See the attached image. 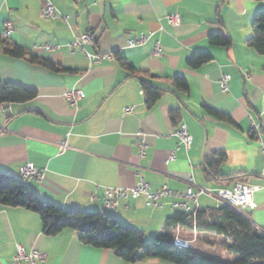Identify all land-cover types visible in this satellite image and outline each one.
<instances>
[{
	"label": "crops",
	"instance_id": "1",
	"mask_svg": "<svg viewBox=\"0 0 264 264\" xmlns=\"http://www.w3.org/2000/svg\"><path fill=\"white\" fill-rule=\"evenodd\" d=\"M44 1L0 0V34L69 69L52 71L0 49V80L37 89L30 100L0 104V172L13 174L40 198L66 209L116 216L142 229L144 237L161 230L175 210L193 214L219 208V188L237 180L255 183L261 188L249 214L264 231L258 144V138H264V54L247 41L264 0H50L57 18L43 16ZM171 14L175 18L170 19ZM6 21L11 29L4 27ZM85 32L94 35L93 43L83 45L86 51L111 52L113 57L92 63L81 47L69 46ZM220 32L230 35V45L210 42V34ZM140 34H148L146 41L128 47L127 40ZM156 41L162 46L160 55L153 53ZM48 44L56 47L46 49ZM196 52L210 58L191 66L187 59ZM120 59L136 73L131 75ZM223 74L231 76L225 91L219 83ZM173 76L187 81V91L174 87ZM141 77L163 90L151 106L141 90ZM74 87L84 96L70 105L63 92ZM205 105L229 119L210 115ZM126 107L130 111L125 112ZM252 121L259 125L258 132L252 130ZM182 124L191 135L188 145L177 133ZM218 150L226 158L219 166L221 176L213 177L205 158ZM171 154L174 159L167 161ZM27 162L42 170L41 179L20 177L19 168ZM142 183L151 190L166 185L180 196L163 197L161 206L153 207L146 204V195H129L119 198L115 207H105L115 189ZM172 201L185 203V208L173 207ZM177 236L192 247L199 243L203 253L225 250L178 225ZM214 238L211 235L212 243ZM18 243L28 251L44 252L39 264H174L159 258L126 261L113 249L83 243L73 229L44 234L35 211L0 204V264H13Z\"/></svg>",
	"mask_w": 264,
	"mask_h": 264
},
{
	"label": "trees",
	"instance_id": "2",
	"mask_svg": "<svg viewBox=\"0 0 264 264\" xmlns=\"http://www.w3.org/2000/svg\"><path fill=\"white\" fill-rule=\"evenodd\" d=\"M209 40L212 44L221 46L231 43L227 32L210 34ZM247 41L264 54V10L259 11L254 18L252 35ZM0 49L7 55L41 64L52 71L69 70L3 34H0ZM209 58L210 54L206 52H196L187 59V63L198 66ZM120 62L131 75L136 73L135 68L124 59H120ZM140 80L146 102L151 106L163 90L143 77ZM171 81L178 90L187 91V81L183 77L173 76ZM36 95L37 89L34 86L0 80V104L23 102ZM204 107L216 118L229 119L223 112L206 105ZM225 158L226 154L222 150L212 151L206 156L205 167L213 177L221 176L219 166ZM0 204L21 206L35 211L41 219L44 234L54 235L65 229H73L83 243L113 249L120 258L132 263L141 259L159 258L174 264H264V231L228 205L211 209L210 212L198 209L194 214L175 210L167 217L163 228L153 235L152 240L146 241L142 229L102 211L66 209L57 203L44 200L21 179L10 173L0 172ZM177 225L194 232L196 238L203 243L214 244L231 252L233 260L228 262L213 254L196 252L190 243L187 246L175 243ZM211 235L216 238L213 243Z\"/></svg>",
	"mask_w": 264,
	"mask_h": 264
},
{
	"label": "built area",
	"instance_id": "3",
	"mask_svg": "<svg viewBox=\"0 0 264 264\" xmlns=\"http://www.w3.org/2000/svg\"><path fill=\"white\" fill-rule=\"evenodd\" d=\"M41 12L43 16L47 18H57L58 13L54 7V4L50 0H45L41 5ZM175 14L170 15V19L175 18ZM4 27L6 29H11L12 23L6 21L4 23ZM148 34H140L138 36L129 38L127 40V46L133 47L136 45H140L146 41ZM94 35L91 32H85L79 36H75L73 40L70 42L69 46L71 48L81 47L84 50L86 57L92 63H98L104 59H111L113 57V53H90L83 48L85 43H93ZM56 46L48 44L46 45V49H53ZM153 53L156 55H160L162 53V46L158 41L155 42V47ZM229 74H223L220 77V89L222 91L227 90V84L230 79ZM84 96V92L79 88H70L66 89L63 92V97L65 101L70 105L77 104L78 100H80ZM131 107H126L124 109L125 112L130 111ZM252 130L255 132L259 131V125L252 121L251 122ZM180 138L183 140L185 144H189L191 142V135L187 130V126L182 124L177 131ZM142 131L138 130L137 139L139 141V145L141 147V154H143V141L141 140ZM258 144L260 147V151L263 158V168L261 172V177L264 179V138L260 136L258 138ZM64 144H62L63 146ZM174 155L171 154L166 159L167 161L173 160ZM19 175L23 179L32 178V179H41L43 177V172L41 169L37 168L34 164L27 162L20 166ZM259 184L255 183H247L240 180L234 181L231 187H222L216 190V196L222 205H228L229 207L236 210L238 213L246 216L251 222H253L251 215L249 214L250 210H253L256 206V203L253 199L255 192L260 189ZM138 194L146 195V204L153 207H160L161 203L159 200L163 197H173L180 196L179 192L170 189L168 186L163 185L156 190H151L147 183H142L137 186L132 187H124L115 189L114 197L111 199H107L104 201V205L106 208L115 207L119 198H126L129 195L136 196ZM171 205L175 208H185V203H181L178 201H172ZM194 214V213H193ZM254 223V222H253ZM255 224V223H254ZM175 243L183 246H187L189 242L185 239H182L178 236L175 237ZM45 258V253L36 249L26 250L24 246L20 243L16 244L15 254L13 256V264H17L19 262H27L29 264H39Z\"/></svg>",
	"mask_w": 264,
	"mask_h": 264
},
{
	"label": "rangeland",
	"instance_id": "4",
	"mask_svg": "<svg viewBox=\"0 0 264 264\" xmlns=\"http://www.w3.org/2000/svg\"><path fill=\"white\" fill-rule=\"evenodd\" d=\"M152 237L153 236H150V237H148V236H145V240L146 241H151L152 240ZM199 243H194V245H193V247H194V250L195 251H197V252H200V251H204V250H198V248L197 247H200L199 245H198ZM205 251H208V250H205ZM213 254V253H212ZM214 255H216V256H218L220 259H222V260H228L230 257H233V255H232V253L231 252H229V251H227V250H222V253L220 254H214Z\"/></svg>",
	"mask_w": 264,
	"mask_h": 264
}]
</instances>
